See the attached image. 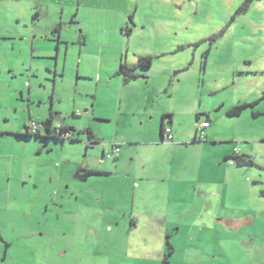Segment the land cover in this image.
<instances>
[{
  "label": "rangeland",
  "instance_id": "rangeland-1",
  "mask_svg": "<svg viewBox=\"0 0 264 264\" xmlns=\"http://www.w3.org/2000/svg\"><path fill=\"white\" fill-rule=\"evenodd\" d=\"M0 132V264H264V0H0Z\"/></svg>",
  "mask_w": 264,
  "mask_h": 264
},
{
  "label": "trees",
  "instance_id": "trees-1",
  "mask_svg": "<svg viewBox=\"0 0 264 264\" xmlns=\"http://www.w3.org/2000/svg\"><path fill=\"white\" fill-rule=\"evenodd\" d=\"M150 65H151V59L149 57H146V58H139L138 59V63H137L136 66L147 68V67H150ZM134 69H135V66L129 67L126 64L120 63L118 73L120 75H122L124 77V80L127 82L128 80L136 78V76L134 74ZM246 106H248V105L235 106L234 108H232L228 112V116H230V117L239 116L241 114V111L243 110V108H245ZM166 118H169L170 119L169 122L171 123L172 122V116L171 115L170 116H168V115L167 116H163L162 119H161L160 133H161V138L164 141H166V139H165V129L166 128H170L171 131H172V128L170 127V124H166L165 123V119ZM196 119L199 120V116H197ZM204 122L208 123V125H209L208 128H209L210 127L209 120L204 121ZM32 123H35L38 126H40V124H41L43 129H44V132L48 133V135H51V134H54V133L55 134L59 133L60 135L63 136L66 133L70 134V131H71V129L69 127H66L65 125L62 124L61 128H60V132H57V129H56L57 125H54L53 115L52 114L45 121H43L42 123H38V122H35V121L32 122ZM201 123H203V122H201ZM201 123H200V125H201ZM208 128L204 129L203 135H202L203 137H201V133L202 132H201V128L199 126V128L197 130V133H196V135H195V137L193 139V143L206 141V137H205L206 135L204 134V132ZM87 133L89 135L90 145H94V144H98L99 143V141L95 138L93 132L90 129H88ZM40 134H41V130H39V128H38L37 132L35 134H33V133H31L29 131V126H26L24 134L19 135V136L22 137V138H31V137L32 138H35V137L36 138H41ZM54 138L56 139V137H54ZM70 139L74 140L73 136L70 137ZM46 145L47 144L45 142L44 146H46ZM115 149H118L117 153H114ZM119 152H120L119 147L116 146V145H113L112 146V153L103 154V157L106 158V159L116 158V156L119 154ZM110 154H111V157L108 158V155H110ZM227 160H235V161H237L238 164H249V165L253 164L248 156H239L237 152L233 153L231 156L226 157L225 161H227ZM229 164L232 165L233 163L230 162ZM107 175H109V174L108 173H104V172L95 171V170L84 169V170L77 171L74 176H75V178H77L79 180L86 181L87 178L90 177V176H107Z\"/></svg>",
  "mask_w": 264,
  "mask_h": 264
},
{
  "label": "built area",
  "instance_id": "built-area-1",
  "mask_svg": "<svg viewBox=\"0 0 264 264\" xmlns=\"http://www.w3.org/2000/svg\"><path fill=\"white\" fill-rule=\"evenodd\" d=\"M208 123L207 122H203V123H201V125H200V128H201V137H203L202 135H203V131H204V129H206V128H208ZM60 128H61V125H57L56 126V129H57V132H60ZM37 130H38V126H37V124H35V123H31L30 125H29V131L31 132V133H33V134H35L36 132H37ZM63 137L64 138H69L70 137V134L69 133H66V134H64L63 135ZM172 138H173V136H172V131H171V129L170 128H166L165 129V139H166V142H172ZM118 152V149H115L114 150V153H117ZM111 157V154L110 155H108V158H110Z\"/></svg>",
  "mask_w": 264,
  "mask_h": 264
},
{
  "label": "flooded vegetation",
  "instance_id": "flooded-vegetation-1",
  "mask_svg": "<svg viewBox=\"0 0 264 264\" xmlns=\"http://www.w3.org/2000/svg\"><path fill=\"white\" fill-rule=\"evenodd\" d=\"M38 126V125H37ZM41 126H38L39 130H41L40 128ZM57 133V132H56ZM24 134V133H23ZM41 138L39 139H42L46 142V144H48L50 141H65V140H71L70 137H72L71 133H70V137L68 139H65L62 135H60L59 133L57 134H51V135H48V133H45V134H42V131H41V134H40ZM56 137V139L54 138ZM36 138V137H35ZM64 139V140H63Z\"/></svg>",
  "mask_w": 264,
  "mask_h": 264
},
{
  "label": "crops",
  "instance_id": "crops-1",
  "mask_svg": "<svg viewBox=\"0 0 264 264\" xmlns=\"http://www.w3.org/2000/svg\"><path fill=\"white\" fill-rule=\"evenodd\" d=\"M208 120H209V118H208ZM170 127L172 128V135H173V138H172V145L171 146H169V147H171V149H174V145L176 144L175 142H178V140L176 139V136L174 135V130H173V118H172V122H171V125H170ZM210 128V127H209ZM208 128V129H209ZM23 134V133H22ZM22 134H14L13 136L16 138V136L18 137L17 139H20V138H22V137H20L19 135H22ZM0 136H6L5 135V133H1L0 132ZM7 136H12V135H7ZM12 136V137H13ZM25 139V138H24ZM170 143V142H169ZM101 172H104V171H101ZM104 173H106V172H104ZM109 174V173H108ZM110 175V174H109ZM109 175H107V176H109ZM168 198H169V201H171V197L170 196H168Z\"/></svg>",
  "mask_w": 264,
  "mask_h": 264
}]
</instances>
